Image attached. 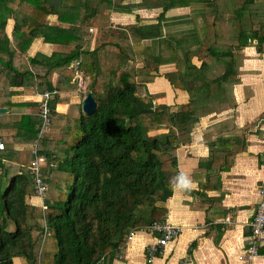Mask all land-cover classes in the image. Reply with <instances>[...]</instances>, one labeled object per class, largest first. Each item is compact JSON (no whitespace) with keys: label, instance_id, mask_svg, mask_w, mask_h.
Segmentation results:
<instances>
[{"label":"trees","instance_id":"1","mask_svg":"<svg viewBox=\"0 0 264 264\" xmlns=\"http://www.w3.org/2000/svg\"><path fill=\"white\" fill-rule=\"evenodd\" d=\"M221 1L196 0L208 19V35L200 44L206 55L198 68L190 51L182 61L176 52L177 71L165 74L174 88L189 91L188 83L200 80L207 63L221 56L226 58V72L205 84L208 92L234 80L232 51H219L212 38L217 34ZM190 4L191 0H163L156 5L163 9L158 24L134 27L138 42L128 44L114 38L108 17L113 12L131 13L129 5H115L113 0H0V79L8 82L2 92L11 95L10 88L43 82L51 93V126L59 127L39 138L40 111L11 125L9 137L0 134L6 146L0 152V264H13L15 257L24 264H41L42 246L49 235L57 243L51 264H104L106 257L119 254L130 231L166 219V204L173 194L169 180L180 173L175 152L191 140L198 122L197 101L191 97L181 110L172 111L154 103L157 95L147 101L138 96L137 79L157 77L159 67L169 64L154 54L147 55L140 71L119 66L104 72L99 56L115 51L122 62L136 61L141 41L166 43L162 35L166 12ZM50 16H56L59 25H51ZM98 17L94 48L86 51L82 43L90 35L91 21ZM10 20L14 25L8 34ZM37 39L46 45L76 46L66 54L38 52L26 62ZM165 39L170 47H181ZM76 62L79 71L90 77L87 89L97 102L90 116L83 113L81 103L71 104L65 115L55 109L58 92L81 93L74 82ZM57 69L62 70L54 86L51 77ZM8 144L24 148L37 144L39 155L56 162L45 175L49 191L42 206L27 201L36 194L28 166L17 159L24 148L16 150Z\"/></svg>","mask_w":264,"mask_h":264},{"label":"crops","instance_id":"2","mask_svg":"<svg viewBox=\"0 0 264 264\" xmlns=\"http://www.w3.org/2000/svg\"><path fill=\"white\" fill-rule=\"evenodd\" d=\"M122 1L120 5L133 8L131 13H119L125 18L131 17L136 10L154 11L161 8L146 4L140 7L137 2ZM226 3L219 7L222 10L217 34L214 33L212 38L219 51L229 50L234 55L233 81L224 82L220 87L215 85L210 88V93L205 86L226 72L227 62L222 56L207 63L200 80L188 83L189 91L174 88L165 77L166 73L177 71V60L169 62L170 67L175 65L174 69L163 73L159 67V76L147 77L145 81L140 77L141 81H138L139 91L142 89L138 96L144 100L147 96L150 99L157 95L158 98L154 100L156 105H166L172 111H179L193 97L198 107V122L193 128L190 142L175 152L180 173L191 179L193 186L187 190H173L166 204V219L182 227V232L156 255L152 264H248L240 261L239 256L246 250L250 224L260 201L259 191L264 188V0H232V3ZM156 11L157 14L159 11ZM180 12H184L181 14L185 15L184 19L177 18ZM168 16L176 17L174 21L186 25V37L182 40L169 35L171 42L181 45L176 52L180 53L185 45L184 53L190 51L194 56L192 63L199 68L201 59L206 55L200 44L208 35L204 7L191 2L187 7L171 8L166 12V20ZM52 18L56 23L51 21ZM49 22L59 25L56 16H50ZM13 25L14 22L10 20L8 34L12 32ZM93 35L90 49L94 46L96 35ZM84 45H87L86 39ZM75 46L46 45L43 39H37L27 58L38 52L66 54L67 47L73 49ZM199 53H202L201 57ZM61 70H54L52 74L54 86ZM44 86L40 82L38 86L10 88L8 91L13 92L11 95L3 94L4 89L0 87V108L8 109V112L0 114L5 126L4 137L12 134L11 125L19 122L23 116L40 112V102L47 92ZM58 93L60 102L55 109L61 115L68 112L71 104H82L85 97L81 93L78 95L74 89ZM8 147L16 150L24 148L23 145L9 144ZM31 148L32 145L28 149ZM27 201L34 206L44 203V199L36 195ZM152 236L144 229L137 231L133 240L125 244L117 256L112 259L111 256L106 257L104 264H149L147 247L157 238ZM54 252L52 244L48 249L45 242L41 264H51ZM13 264H24V261L15 257ZM250 264H264V244L259 246V253Z\"/></svg>","mask_w":264,"mask_h":264},{"label":"rangeland","instance_id":"3","mask_svg":"<svg viewBox=\"0 0 264 264\" xmlns=\"http://www.w3.org/2000/svg\"><path fill=\"white\" fill-rule=\"evenodd\" d=\"M128 1L137 2L138 3L137 6H140V7H142V5L145 6V4L146 5H148V4L154 5L155 6L154 8H156V5L163 2V0H128ZM143 1H145V4H143ZM226 1L232 3V0H224V1L222 0L220 2V5H222L224 3L227 4ZM113 2L115 5H117V4L120 5V3H122L123 1L122 0H113ZM124 2H126V1H124ZM191 2H196V0H191ZM97 3H98L97 1H94L93 5L96 6ZM227 7H228V5H227ZM228 9H229V7H228ZM156 10L159 11L157 14H156V12H157ZM161 11H162L161 8L155 9L154 11L151 9H148V11H144L143 9H140V10H136L135 12H133L131 17H127V18L121 17L123 15H120L119 13L113 12L108 17V22H109L108 24H109V26H111V31H112L115 39L123 41L124 43L129 42V43L134 44L135 42H138V39L133 36L134 27H139L142 25L148 26L149 24L153 25V23H154V25H157L158 24L157 22H159L158 16H160L159 14L161 13ZM182 13H184V12L179 13V16L177 17L178 19H181V18L184 19L185 18V15H181ZM99 19H100V17H98L95 20H92L91 25H89L90 35L88 37H85L87 45H84V43H82L85 46V48L83 47V49L86 51L91 50L90 49L92 46L90 44L91 39H92L91 36L93 34L96 35L98 32L97 25H98ZM175 19H176V17L168 16V18H167L168 21L166 19L164 20L163 26H162V31H163L162 33H163V36L166 38H169V35L171 34V35H175L177 39L182 40V38L186 37L185 36L186 25L182 24L181 21H177V22L174 21ZM51 21L56 23V21L53 18L51 19ZM176 23H178L177 26L175 25ZM170 24H174V25L170 26ZM8 25H9V23H8ZM11 26H12V22H10V27ZM10 29L11 28H9V30ZM9 34H11V32ZM164 41H166V43H162V44L158 40L141 41L139 43L140 44V46H139L140 55L137 56L136 61H128V63L122 62V60L117 57V55H116L117 53L115 51H109V52L103 51L100 53V56H99V64H100L99 66L104 72H107L110 69H116L117 67L119 68V66H124L126 69H134V70L137 69L140 71V69L143 68V66L147 60L148 54H154L157 57H160L161 59H163L165 61L171 62V60H173V58H175V56H176V50H174V48L170 47V45L167 43V40L165 38H164ZM93 48H94V46H93ZM71 49H72L71 47H67V53L70 52ZM184 50H185V45H184V48H182V50L180 51L181 54L179 53L180 54L179 57H180L181 61H182V57L184 56ZM27 56H28V54H27ZM27 56L25 58L26 62H28ZM89 62H91V59H89ZM162 66H160V68H162L161 71L163 73L170 71L171 68L174 69V67H175V65H171L172 67H170L169 64L166 65V63L162 64ZM138 81H141V79L140 78L137 79V82ZM74 82H75V79H74ZM90 82H91V80L88 77L86 79L85 85L81 86L82 87L81 88L82 89L81 94H83L84 96L88 92L87 87L90 84ZM7 84H8L7 81L0 79V87L6 86ZM141 90H142L141 88H140V91L138 89L137 94L139 92H141ZM145 100L146 101L149 100L148 96L145 97ZM0 127H1L0 128V134H3L4 129H5L3 119H0ZM49 129H50L49 132H51V131L55 132V131L59 130V127L57 128V127L51 126V127H49ZM17 159H18V161L22 162L24 165L29 166V164L32 160L31 149H28L27 147L24 148L23 152L20 154V156ZM48 170L49 169H46L44 171V175H46ZM0 172H1V169H0ZM50 188H51V185H50ZM154 236L157 237L156 235H154ZM151 237H153V236L151 235ZM45 242L48 244V249H49L50 245L52 244V248L56 252L57 243H56V240L54 237H51L50 235L47 236L45 239ZM55 252H54V254H55Z\"/></svg>","mask_w":264,"mask_h":264},{"label":"built area","instance_id":"4","mask_svg":"<svg viewBox=\"0 0 264 264\" xmlns=\"http://www.w3.org/2000/svg\"><path fill=\"white\" fill-rule=\"evenodd\" d=\"M79 62L73 64V67L77 70L75 81L78 83L80 91H82V85L86 83V77L83 72L78 69ZM51 93L45 92L41 100V116L43 123L39 127V138H43L49 133L51 127V121L49 114V100ZM6 148L3 141L0 139V151H4ZM32 160L28 166L30 175L33 177L34 191L36 196L44 198L49 191V183L45 180L44 171L46 169L55 168L56 162L48 158L46 155H39L37 150V144H34L31 148ZM260 201L257 206V211L253 221L250 224V235L247 239V245L245 252L239 256V260L250 264L253 259L259 253V246L264 244V188L260 189ZM151 235H158L153 243L147 247V261L149 264L153 263L157 254L163 251L164 247L175 238H177L182 232V227L173 225L169 220L165 219L157 221L149 225L144 229ZM137 234L136 230L130 231L126 237V244L133 240Z\"/></svg>","mask_w":264,"mask_h":264},{"label":"water","instance_id":"5","mask_svg":"<svg viewBox=\"0 0 264 264\" xmlns=\"http://www.w3.org/2000/svg\"><path fill=\"white\" fill-rule=\"evenodd\" d=\"M97 102L93 96L92 92H87L82 101V111L85 115L90 116L96 112ZM8 112L6 108H0V114Z\"/></svg>","mask_w":264,"mask_h":264},{"label":"clouds","instance_id":"6","mask_svg":"<svg viewBox=\"0 0 264 264\" xmlns=\"http://www.w3.org/2000/svg\"><path fill=\"white\" fill-rule=\"evenodd\" d=\"M169 184L173 188V190L177 188L187 190L193 186V181L187 176H185L183 173H178L176 177L170 178Z\"/></svg>","mask_w":264,"mask_h":264}]
</instances>
